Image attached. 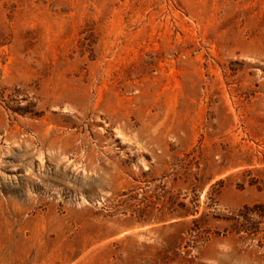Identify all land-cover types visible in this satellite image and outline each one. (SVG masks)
<instances>
[{
    "label": "rangeland",
    "instance_id": "rangeland-1",
    "mask_svg": "<svg viewBox=\"0 0 264 264\" xmlns=\"http://www.w3.org/2000/svg\"><path fill=\"white\" fill-rule=\"evenodd\" d=\"M0 264H264V0H0Z\"/></svg>",
    "mask_w": 264,
    "mask_h": 264
}]
</instances>
